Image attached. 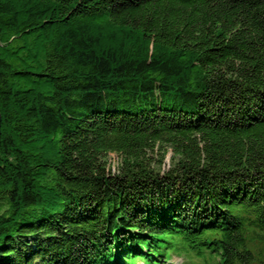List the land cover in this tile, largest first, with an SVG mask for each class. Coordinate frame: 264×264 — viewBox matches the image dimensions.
<instances>
[{"label": "trees", "instance_id": "16d2710c", "mask_svg": "<svg viewBox=\"0 0 264 264\" xmlns=\"http://www.w3.org/2000/svg\"><path fill=\"white\" fill-rule=\"evenodd\" d=\"M0 114V264H264V0H0Z\"/></svg>", "mask_w": 264, "mask_h": 264}, {"label": "rangeland", "instance_id": "374dc122", "mask_svg": "<svg viewBox=\"0 0 264 264\" xmlns=\"http://www.w3.org/2000/svg\"><path fill=\"white\" fill-rule=\"evenodd\" d=\"M164 151V148H163ZM154 158H159L162 157V153H159L158 151L153 153ZM173 158V153L171 149H168L164 155V159L162 164H159V161H156L157 165H160L161 170H166L172 161ZM108 163L110 164V167L113 171H117L121 161H122V156L118 153L111 152L109 153L107 157ZM259 244L256 243V251L258 252V246ZM168 262L165 264H220L219 263V255L217 252H211L208 249H203L201 253H198L195 250L190 249L187 246H181L180 248H173L168 250ZM258 257L263 259L264 257L258 255ZM158 264V262H156ZM161 263H164L163 260L161 259ZM258 264H263V262H257ZM137 264H144L142 259H139L137 261Z\"/></svg>", "mask_w": 264, "mask_h": 264}, {"label": "water", "instance_id": "95a60500", "mask_svg": "<svg viewBox=\"0 0 264 264\" xmlns=\"http://www.w3.org/2000/svg\"><path fill=\"white\" fill-rule=\"evenodd\" d=\"M0 134H1V114H0Z\"/></svg>", "mask_w": 264, "mask_h": 264}]
</instances>
